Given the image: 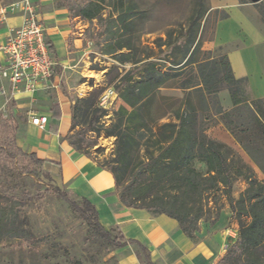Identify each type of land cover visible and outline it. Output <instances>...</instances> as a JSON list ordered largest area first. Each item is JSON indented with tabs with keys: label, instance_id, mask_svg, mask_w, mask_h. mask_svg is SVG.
Segmentation results:
<instances>
[{
	"label": "trees",
	"instance_id": "1",
	"mask_svg": "<svg viewBox=\"0 0 264 264\" xmlns=\"http://www.w3.org/2000/svg\"><path fill=\"white\" fill-rule=\"evenodd\" d=\"M252 1L264 19V2ZM57 5L72 20L97 21L99 52L133 65L115 88L124 104L114 110L112 122L106 125L103 120L108 111L98 106L100 93L78 97L64 139L91 156L97 143L89 140V133L115 137L112 157L97 162L113 174L121 203L176 219L193 240L198 239L202 220L215 223L224 205H229L239 237L216 264H264V179L257 178L253 165L232 145L206 132L222 122L264 171V98L251 96L247 78L235 77L226 53L203 49L202 22L210 3L198 8V15L179 35L169 26L152 45L141 39L149 11L137 0H59ZM165 87L180 89L182 96L163 94ZM226 88L233 108L224 110L218 92ZM52 113L61 117L58 102ZM18 132L17 116L0 113V174L11 178L0 193V237L32 243L35 236L22 227L17 210L23 199L13 193L24 186L21 176L38 174L45 163L60 167L61 162L24 150L17 142ZM240 180L246 186L236 196L233 187ZM50 192L66 201L113 250L135 245L146 264H157L138 239L102 225L88 197L62 186L46 188L37 196L44 198Z\"/></svg>",
	"mask_w": 264,
	"mask_h": 264
},
{
	"label": "crops",
	"instance_id": "2",
	"mask_svg": "<svg viewBox=\"0 0 264 264\" xmlns=\"http://www.w3.org/2000/svg\"><path fill=\"white\" fill-rule=\"evenodd\" d=\"M58 1L31 0L44 20L50 53L58 62L52 78L54 86L33 93H14L12 97L10 82L0 77V113L13 114L19 119L17 142L24 150L33 151L42 159L59 160L64 184L95 204L101 224L108 229H120L127 238L138 239L150 249L156 263L216 264L239 237L238 221L233 218L229 205H224L215 223L202 220L196 233L198 239L193 240L185 235L176 219L165 214L154 215L146 209L125 207L115 190L111 171L100 166L91 156L79 153L64 139L71 130L74 99L69 97L61 81L65 69L76 58V50H69L70 43L77 49L82 47L83 20H72L67 10L57 5ZM0 3L3 2L0 0ZM209 3L204 22H211L212 27L203 49L226 53L235 77L247 78L253 98H264V19L259 8L252 0H209ZM23 20L24 14L19 9L7 12L5 17L0 15V43L6 40L11 27L19 26ZM5 64L6 57L0 52V68ZM170 88L178 89L165 87L162 93ZM218 97L224 110L233 108L227 88L221 89ZM56 102L60 107L59 118L52 113V105ZM9 109H12L11 113H8ZM22 109H26L27 121L18 114ZM30 110L48 114L44 127L39 128L32 123L28 114ZM206 132L240 152L239 143L222 122L213 124ZM137 249L135 245L119 248L117 254L121 263L146 264L145 259L143 261L135 253Z\"/></svg>",
	"mask_w": 264,
	"mask_h": 264
},
{
	"label": "rangeland",
	"instance_id": "3",
	"mask_svg": "<svg viewBox=\"0 0 264 264\" xmlns=\"http://www.w3.org/2000/svg\"><path fill=\"white\" fill-rule=\"evenodd\" d=\"M1 1L3 3L0 5L9 7L7 9L10 10L11 4L19 0ZM137 1L149 11L141 39L150 45L153 38L163 35L169 26L176 29L175 35H179V31L187 29L191 19L198 15V8L209 4L207 0L206 2L205 0ZM202 23V37L206 40L210 37L212 25L211 22L203 21ZM98 28L97 21L91 23L83 20L82 47L77 49L72 42L70 43L69 50H76V58L72 61V65L65 69L61 84L69 97L74 100L90 94H99L112 85L116 88L121 75L133 66L131 63L120 64L112 56L99 52ZM163 92L169 96H182L180 89L170 88ZM122 104L123 100L118 96L107 109V116L103 118L106 125L112 122L114 110ZM11 110L9 109L8 113H11ZM25 110H20L18 114L27 121ZM88 135L89 140L97 143L91 149V157L100 163L109 160L114 150L115 137H107L103 133L100 137H96L94 133ZM238 149L253 165L257 178L264 179V171L252 162L240 144ZM47 173L51 175V178L47 176ZM21 179L24 181V186L18 187L13 195L23 199L17 209L18 214L21 222L24 223L22 227L29 229L34 234L35 240L32 243H25L9 236L0 237V264H122L117 250H113L92 226L72 212L66 201L58 198L53 192L47 193L44 198H38L37 194L46 188L62 186L69 189L62 180V170L59 166L45 163L38 174L23 175ZM10 180V177L0 174V193L4 189L3 185ZM245 186L246 182L241 180L234 185L233 190L236 196ZM24 194L28 195V199H24ZM135 253L144 261V256L139 249ZM157 264L162 263L157 262Z\"/></svg>",
	"mask_w": 264,
	"mask_h": 264
},
{
	"label": "built area",
	"instance_id": "4",
	"mask_svg": "<svg viewBox=\"0 0 264 264\" xmlns=\"http://www.w3.org/2000/svg\"><path fill=\"white\" fill-rule=\"evenodd\" d=\"M11 5L10 10L0 7V15L5 17L7 12L16 9L24 14L23 22L11 27L6 40L0 43V52L6 57V64L0 68V77L10 82L13 97L14 93H33L41 88L54 86L52 78L58 62L50 53L44 20L31 0L17 1ZM98 97V106L109 109L118 97V92L112 85ZM28 114L32 123L39 128L44 127L49 118L47 113L36 110H30Z\"/></svg>",
	"mask_w": 264,
	"mask_h": 264
}]
</instances>
